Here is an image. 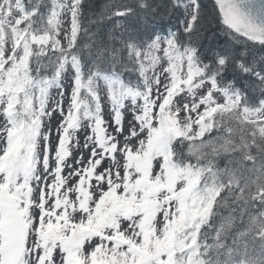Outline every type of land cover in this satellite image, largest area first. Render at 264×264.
<instances>
[{
    "label": "snow or ice",
    "instance_id": "1",
    "mask_svg": "<svg viewBox=\"0 0 264 264\" xmlns=\"http://www.w3.org/2000/svg\"><path fill=\"white\" fill-rule=\"evenodd\" d=\"M0 264H264V0H0Z\"/></svg>",
    "mask_w": 264,
    "mask_h": 264
},
{
    "label": "trees",
    "instance_id": "2",
    "mask_svg": "<svg viewBox=\"0 0 264 264\" xmlns=\"http://www.w3.org/2000/svg\"><path fill=\"white\" fill-rule=\"evenodd\" d=\"M91 3L95 6V10H99V7L103 5L104 0H91ZM158 23H166L164 21H158Z\"/></svg>",
    "mask_w": 264,
    "mask_h": 264
},
{
    "label": "rangeland",
    "instance_id": "3",
    "mask_svg": "<svg viewBox=\"0 0 264 264\" xmlns=\"http://www.w3.org/2000/svg\"><path fill=\"white\" fill-rule=\"evenodd\" d=\"M53 126H55V121H53ZM81 142H83V136H82V134H81ZM79 153H77V155H78ZM84 155H85V157H87V153L85 152L84 153Z\"/></svg>",
    "mask_w": 264,
    "mask_h": 264
}]
</instances>
